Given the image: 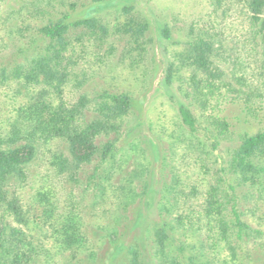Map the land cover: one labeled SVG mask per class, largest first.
<instances>
[{"label":"rangeland","instance_id":"374dc122","mask_svg":"<svg viewBox=\"0 0 264 264\" xmlns=\"http://www.w3.org/2000/svg\"><path fill=\"white\" fill-rule=\"evenodd\" d=\"M93 6L0 0V147L26 142L36 105L63 102L83 125L103 126L97 154L79 166L66 140L38 141L25 176L6 186L25 221L8 217L14 245L0 264H133L128 251L109 259L117 239L139 243L141 264H264V188L229 169L242 136L264 130V41L245 0H106L95 27L76 25ZM61 18L72 25L57 89L33 71L48 44L40 28ZM200 38L212 43L211 73L192 61ZM112 94L132 97L128 112L117 114ZM212 192L221 212L206 209ZM163 221L178 225L164 255ZM72 230L80 241L68 245Z\"/></svg>","mask_w":264,"mask_h":264},{"label":"trees","instance_id":"16d2710c","mask_svg":"<svg viewBox=\"0 0 264 264\" xmlns=\"http://www.w3.org/2000/svg\"><path fill=\"white\" fill-rule=\"evenodd\" d=\"M94 6L88 11V16L80 19L76 25L96 26V7L103 8L106 0H92ZM251 13V18L259 25V31L264 41V0H245ZM71 23L65 18L52 20L40 28L41 35L48 40L45 52L35 63V79L49 81L54 87L61 88L67 79V69L64 65L69 50L68 34ZM194 53L192 55L193 63L206 72H212V61L209 56L212 50V43L206 39L200 38L194 43ZM213 75V74H210ZM214 76V75H213ZM171 77V73L169 76ZM118 115H123L133 104V99L127 94L110 95ZM33 111V122L31 128L26 130V142L15 144L6 148L0 147V260L8 257L13 243L8 240V229L10 215L17 221H25V214L17 197L9 198L6 186L11 178L15 176H25V168L32 163L37 155L38 141L40 139L48 140L50 138H61L68 143L70 153L79 166L89 162L98 152L96 137L103 128L102 123H89L83 125L79 122L80 111L77 107L68 108L63 102L47 111L44 106L38 107ZM180 114L183 122L191 129H197V119L191 109L185 105L180 106ZM217 123L223 127L224 131L229 130L227 120L218 119ZM114 144L108 143L104 148V156L107 157L113 153ZM59 164H67L70 160L58 158ZM229 169L236 175L240 184L251 185L264 188V130L255 134L245 133L239 147L234 150ZM235 188L234 186H232ZM215 192V191H214ZM216 194L211 193L207 199L209 211H220L221 204L215 198ZM236 212V210H235ZM238 222L246 226L236 212ZM180 218L178 224H183ZM178 225L170 224L167 221L160 222L155 228V237L157 252L165 254L167 243L172 237ZM14 231H17L16 229ZM80 241L76 232L72 230L71 235L67 234L66 243L73 245ZM124 251H128L132 256L133 264H141V250L139 243L127 246L121 239L114 241V246L109 252V259L116 260Z\"/></svg>","mask_w":264,"mask_h":264}]
</instances>
